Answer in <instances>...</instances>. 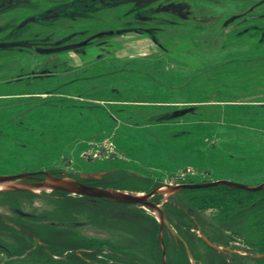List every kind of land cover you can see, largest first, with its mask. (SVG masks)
I'll use <instances>...</instances> for the list:
<instances>
[{"label": "rangeland", "instance_id": "374dc122", "mask_svg": "<svg viewBox=\"0 0 264 264\" xmlns=\"http://www.w3.org/2000/svg\"><path fill=\"white\" fill-rule=\"evenodd\" d=\"M14 14L0 21L6 30L15 29L14 35L0 34V124L27 121L23 108L30 99L40 100L27 95L49 94L41 100L59 106L36 113L51 127H36L31 143L26 128L0 129L1 173L105 164L122 168L114 184L136 193L172 178L194 184L264 182V0H17ZM183 110L189 112L178 115ZM85 157L106 162L89 164ZM133 172L144 178L131 177ZM176 201L196 209L211 238L260 253L248 214L227 222L224 206H196L184 194ZM32 202L49 215L48 223L59 225L56 231L65 232L45 236L63 256L89 241L93 222L106 228L96 237L107 233L114 253L99 264H162L158 219L148 210L113 204L93 215L92 207L73 197ZM178 216V224L189 218L185 212ZM188 220L197 233L198 223ZM67 222L85 227L73 229ZM180 247L178 252L169 242V264L181 258L190 264ZM195 252L200 259L209 254L201 247ZM31 258L40 260L33 264H91L77 255Z\"/></svg>", "mask_w": 264, "mask_h": 264}, {"label": "flooded vegetation", "instance_id": "af4514ba", "mask_svg": "<svg viewBox=\"0 0 264 264\" xmlns=\"http://www.w3.org/2000/svg\"><path fill=\"white\" fill-rule=\"evenodd\" d=\"M16 7H17V0H0V21L4 20L6 16L9 17L14 16ZM177 13L178 12H174L175 15ZM24 26L25 25H23V27ZM140 29H142V27H140ZM11 31H13L12 33L14 35L15 33L14 26L10 28V30H6L5 26L1 27L0 25V34L2 32L11 33ZM3 41L7 42L5 40ZM11 41L14 42V40H9V42ZM12 47H15V44ZM48 47H49L48 42L44 41L43 49H47ZM31 77L33 78L32 80H34V77L36 78L37 76H31ZM48 96L49 94L48 95L46 94L44 96L43 94H39V93L27 95L26 96L27 98L40 99L39 101L37 99L34 100L30 99L26 107L23 108V112L27 113V119H26L27 121L24 123L21 121H13L6 125L0 124V129L13 128L19 130L20 128H24V129L26 128L25 130L27 131V135H28L27 138H29V142L31 143L32 141H34L33 130L36 127H41L45 124L48 128L51 127L50 123L47 124L44 123L43 121L40 122V120L37 119V117H39V115H42L43 113L39 115H36V113L44 112V114H46L45 110L47 109H50L51 112H54L55 110L52 108V106H57V107L59 106L58 104L59 102H57L56 105H54L53 103L54 101H51L49 99L41 100L42 97L47 98ZM84 105L86 106V108L91 107L88 104H84ZM58 109L59 108H57V110ZM38 141L39 140H36L35 143H37ZM89 141L92 140H88L85 142H88L89 146L94 145V143ZM88 151L90 153L91 150L89 149ZM85 159L88 160L89 164H93V163L100 164L102 162H106L103 161L104 159L100 160V159H94L92 157H85ZM108 159H109L107 160L108 162L115 160L114 157H110ZM85 173H106V174L99 180L81 179L80 175ZM21 174H31V178L29 179L18 180L20 184L25 186L34 185V184H43L44 181L48 178V176H53L57 178L67 177L76 180L84 185L92 186L100 189H116V190H122V188L118 184H114L116 183L114 181L117 180V178L119 177H123L124 175L122 168L117 169L105 164L103 167H99V168L81 169V170L79 169L76 171H69L64 167H59V168L40 167V168H30L25 171H18L11 173L0 172V176H17ZM130 176L134 178H138V177L144 178L142 175H139L138 173L135 172H133L132 175ZM172 179L173 182H171L170 185L175 186L184 183L180 181V179H175V178ZM166 185H169V183H167ZM157 188L144 194L151 193ZM5 189L0 188V254H1L0 256H3L5 258L3 260L0 259V264H10V263L14 264L18 262L27 263L28 260H29V264H33L37 261H40L37 258L36 259L31 258L33 256L36 257L40 256V258L50 256L52 260H55L58 259L59 257L63 259H68L72 256L75 257L76 255L85 262L91 264H99L97 262L98 259L101 260L105 259V263H106L107 259L110 258L112 254H114L112 252L111 245L110 244L108 245L106 243L107 240H109L108 238H106L107 233L103 232L106 234L104 235L106 236L105 239L101 237L99 238L96 237V231L102 232L105 231L106 228L98 227L93 222H91V224H89L88 226L89 228H92L91 232H94L93 236L90 235L91 237L89 241L84 240L82 247L77 248L75 251H71L73 252L72 255H70L71 252L69 253V251L66 252L65 256H63L64 254L61 255L60 252H55L54 248L50 246L48 242L45 241L46 240L45 236L48 231H56L54 228H59L58 227L59 225L57 223H52V224L48 223L47 220L49 215L47 216L45 211L38 212L39 210L34 208L35 202H32V199L51 198V199L64 201V199L67 200V198L73 197V199L78 203V205H82V206L85 205V207L89 206V208L92 207L93 209L92 208L91 209L93 210L92 211L93 215L95 214V211H97L98 209H102V208L104 209L106 206H112L113 204L136 207L135 205L114 203L108 199L90 198L81 195H73L59 190H53V191L38 190V192H31L29 190H5ZM125 190L127 191V189ZM186 191H191V190H183L171 196L159 194L152 197L151 199L152 202L156 203L162 209L166 221L168 223V226L166 225L163 230V240L164 243L165 241L167 243L165 244L166 257L168 254L167 248L169 242L172 241L178 252L181 251V247H180L181 244L183 245L184 251L190 260V264H192V261L189 257V253L194 258L195 264H241L242 261H246V260L257 261L264 259V258H256V255H259L260 253L257 254L254 253L253 251L242 252L241 250L238 249L237 244H236L237 246L233 247L232 244H228L227 241H224L226 240V238L224 237H221L224 240L220 241L217 238H211L209 235L205 234L202 226L198 223L197 219L199 218L196 209L192 206L188 207V205L186 206L181 205L176 201L179 195L181 194L186 195L187 194ZM174 198L176 199L173 200ZM140 208L148 210L144 207H140ZM64 209L65 208H63L62 210L64 211ZM148 211L151 212L150 210ZM179 212L187 213V215L189 216L188 219L198 223L199 229L197 230V233H194V229L190 228V225L185 227L183 226V223L178 224V219L180 218L178 216ZM184 217L186 218V216ZM157 223L159 225V235H160L159 221ZM67 224L68 225L66 226V224L64 223V226L66 227L70 226L73 229L75 228L80 229L85 227L83 225L84 224L83 222L80 223L67 222ZM166 231L169 232L167 235H166ZM56 232L60 233V235L65 234V232L62 231H56ZM188 234L191 235L190 238ZM159 235H158V240H159ZM167 236H169L170 241H168ZM101 241H105L106 244L103 245L104 247L98 244V242ZM85 242H89V243H85ZM198 247L205 248L208 250L209 254L207 258L200 259L194 255L196 253L195 249L197 250ZM161 252H162V248H161ZM85 256H91L92 258L91 259L86 258ZM162 256H163V252H162Z\"/></svg>", "mask_w": 264, "mask_h": 264}, {"label": "water", "instance_id": "95a60500", "mask_svg": "<svg viewBox=\"0 0 264 264\" xmlns=\"http://www.w3.org/2000/svg\"><path fill=\"white\" fill-rule=\"evenodd\" d=\"M188 112L189 110H183L178 112V115H184ZM105 174L106 173H85V174H81L80 178L84 180H99ZM29 178H31V174H21L17 176H0V184L9 183L12 185L9 188L6 189L4 188L5 190H29L31 192H38V190L40 191L59 190L73 195H81L90 198L108 199L114 203L135 205L150 210L152 214L156 215L160 224L159 241L163 252V256H162L163 264H168L166 257V247L163 240V230L166 225L168 226V223L166 221L162 209L156 203L151 201L152 197L159 194L171 196L183 190H201V189H208V188L221 187V186H227L231 189L243 190L247 192H260L264 190V182L261 183L260 185L252 186V185L242 184L229 180H219V181L201 183V184L184 183L175 186L164 185L148 194H140V193L116 190V189H100V188L84 185L76 180L67 177L57 178L53 176H48V178L44 181L43 184H34L29 186L22 185L18 182L19 179H29ZM189 257L190 259L193 258L190 253H189ZM256 258H264V254L256 255ZM191 261L193 264H195L194 260Z\"/></svg>", "mask_w": 264, "mask_h": 264}, {"label": "trees", "instance_id": "16d2710c", "mask_svg": "<svg viewBox=\"0 0 264 264\" xmlns=\"http://www.w3.org/2000/svg\"><path fill=\"white\" fill-rule=\"evenodd\" d=\"M186 192L188 199L196 206H203L207 203L220 205L221 207L224 206V220L227 222L245 220L244 214H248V216L254 220V233L256 239H258V242L253 246L258 249L260 253H264V190L260 192H247L221 186ZM249 213L251 214L249 215ZM186 220L187 221L182 222L185 227L189 225V220L187 218ZM49 232L50 231L46 234L49 235ZM51 238L54 242H57L56 239H54V235L51 236ZM56 244L59 243L57 242ZM178 262L179 264H185L182 258L179 259Z\"/></svg>", "mask_w": 264, "mask_h": 264}, {"label": "bare ground", "instance_id": "6f19581e", "mask_svg": "<svg viewBox=\"0 0 264 264\" xmlns=\"http://www.w3.org/2000/svg\"><path fill=\"white\" fill-rule=\"evenodd\" d=\"M12 185L9 184V183H3V184H0V188H9L11 187Z\"/></svg>", "mask_w": 264, "mask_h": 264}]
</instances>
